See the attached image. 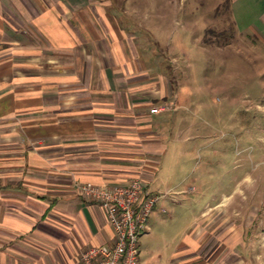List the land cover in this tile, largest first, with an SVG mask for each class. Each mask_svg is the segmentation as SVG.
Returning <instances> with one entry per match:
<instances>
[{
	"label": "crops",
	"instance_id": "crops-1",
	"mask_svg": "<svg viewBox=\"0 0 264 264\" xmlns=\"http://www.w3.org/2000/svg\"><path fill=\"white\" fill-rule=\"evenodd\" d=\"M230 1L238 30L264 41V0ZM114 2L0 0V264H83L88 247L114 241L80 182L123 184L141 168L160 193L182 105L157 86L151 38L105 14ZM211 224L206 211L172 264H245V238L215 247Z\"/></svg>",
	"mask_w": 264,
	"mask_h": 264
},
{
	"label": "rangeland",
	"instance_id": "rangeland-1",
	"mask_svg": "<svg viewBox=\"0 0 264 264\" xmlns=\"http://www.w3.org/2000/svg\"><path fill=\"white\" fill-rule=\"evenodd\" d=\"M115 1L101 4L105 14L151 38L162 59L150 61L157 86L172 100L177 92L182 105L152 185L170 193L141 236V263L172 264L177 245L208 211L211 244L245 238V264H264V41L237 30L240 37L224 47L222 36H211L223 18L232 20L228 0ZM153 102L151 111L160 103ZM137 174L147 180L141 168ZM177 185L186 191L177 195Z\"/></svg>",
	"mask_w": 264,
	"mask_h": 264
},
{
	"label": "built area",
	"instance_id": "built-area-1",
	"mask_svg": "<svg viewBox=\"0 0 264 264\" xmlns=\"http://www.w3.org/2000/svg\"><path fill=\"white\" fill-rule=\"evenodd\" d=\"M161 108H153L152 113ZM78 187L87 199L98 203L114 226V241L106 245H93L82 254L83 264H142L141 236L153 209L162 197L170 193H153L147 189L143 175L137 174L123 184L100 185L80 182Z\"/></svg>",
	"mask_w": 264,
	"mask_h": 264
},
{
	"label": "trees",
	"instance_id": "trees-1",
	"mask_svg": "<svg viewBox=\"0 0 264 264\" xmlns=\"http://www.w3.org/2000/svg\"><path fill=\"white\" fill-rule=\"evenodd\" d=\"M228 1L230 3V12H231V1L230 0H228ZM231 18H232V20L229 22L227 21V18H223V20H224L223 25H222L223 28H222L221 32L216 33V31L213 30V28H211V30H210V32L212 34L211 36H215V37H219V36L221 37L222 36L223 37L224 42H223L222 46H224V47L231 44L232 42L237 40L238 37H240L239 35H237L238 28H237L235 20L233 19L232 14H231ZM226 23H227V25H226ZM206 35L208 36V33H206ZM236 35H237V37H236ZM207 39H208V37H207ZM209 41L205 40L206 43H208ZM210 43H212V42H210Z\"/></svg>",
	"mask_w": 264,
	"mask_h": 264
}]
</instances>
